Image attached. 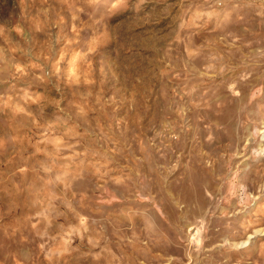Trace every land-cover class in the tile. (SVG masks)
I'll return each mask as SVG.
<instances>
[{
  "label": "rangeland",
  "instance_id": "1",
  "mask_svg": "<svg viewBox=\"0 0 264 264\" xmlns=\"http://www.w3.org/2000/svg\"><path fill=\"white\" fill-rule=\"evenodd\" d=\"M0 264H264V0H0Z\"/></svg>",
  "mask_w": 264,
  "mask_h": 264
}]
</instances>
